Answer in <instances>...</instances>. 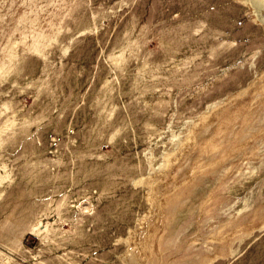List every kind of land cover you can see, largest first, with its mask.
Returning <instances> with one entry per match:
<instances>
[{
	"label": "rangeland",
	"instance_id": "obj_1",
	"mask_svg": "<svg viewBox=\"0 0 264 264\" xmlns=\"http://www.w3.org/2000/svg\"><path fill=\"white\" fill-rule=\"evenodd\" d=\"M0 264H264L263 1L0 0Z\"/></svg>",
	"mask_w": 264,
	"mask_h": 264
},
{
	"label": "bare ground",
	"instance_id": "obj_2",
	"mask_svg": "<svg viewBox=\"0 0 264 264\" xmlns=\"http://www.w3.org/2000/svg\"><path fill=\"white\" fill-rule=\"evenodd\" d=\"M261 1H263V3H264V0H261ZM197 137L195 136V134L194 135H192V136H188L187 138H186V140H184V142L183 143H185V142H189V141H192V139L194 140H197L196 139ZM178 155V154H177ZM175 158H178L177 156L175 157ZM170 174V177H172L173 175L171 174V173H169ZM196 176V175H195ZM198 178V177H197ZM148 183L150 184V185H152V187H153V185H154V178H151V179H149L148 180ZM146 239H149L150 240V238L149 237H147ZM149 247V249H150V245H148Z\"/></svg>",
	"mask_w": 264,
	"mask_h": 264
}]
</instances>
